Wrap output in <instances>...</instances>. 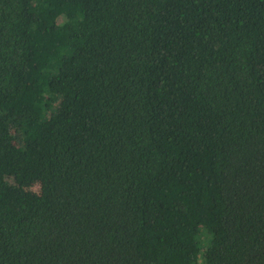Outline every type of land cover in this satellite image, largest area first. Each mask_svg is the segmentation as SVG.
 <instances>
[{
  "label": "trees",
  "instance_id": "16d2710c",
  "mask_svg": "<svg viewBox=\"0 0 264 264\" xmlns=\"http://www.w3.org/2000/svg\"><path fill=\"white\" fill-rule=\"evenodd\" d=\"M0 264H264V0H0Z\"/></svg>",
  "mask_w": 264,
  "mask_h": 264
},
{
  "label": "rangeland",
  "instance_id": "374dc122",
  "mask_svg": "<svg viewBox=\"0 0 264 264\" xmlns=\"http://www.w3.org/2000/svg\"><path fill=\"white\" fill-rule=\"evenodd\" d=\"M26 190L32 194L39 195L41 193V185L38 182L28 184Z\"/></svg>",
  "mask_w": 264,
  "mask_h": 264
}]
</instances>
